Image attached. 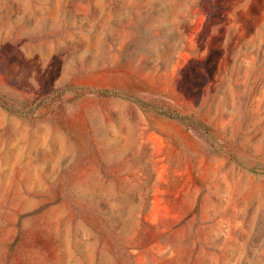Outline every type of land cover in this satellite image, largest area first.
Returning <instances> with one entry per match:
<instances>
[{
	"label": "rangeland",
	"instance_id": "obj_1",
	"mask_svg": "<svg viewBox=\"0 0 264 264\" xmlns=\"http://www.w3.org/2000/svg\"><path fill=\"white\" fill-rule=\"evenodd\" d=\"M0 264H264V0H0Z\"/></svg>",
	"mask_w": 264,
	"mask_h": 264
},
{
	"label": "trees",
	"instance_id": "obj_2",
	"mask_svg": "<svg viewBox=\"0 0 264 264\" xmlns=\"http://www.w3.org/2000/svg\"><path fill=\"white\" fill-rule=\"evenodd\" d=\"M172 117H180V114L179 115L177 114L176 116H172Z\"/></svg>",
	"mask_w": 264,
	"mask_h": 264
}]
</instances>
